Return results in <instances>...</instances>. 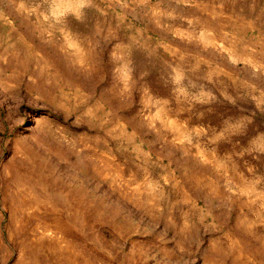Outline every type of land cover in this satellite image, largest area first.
Segmentation results:
<instances>
[{"label":"rangeland","instance_id":"obj_1","mask_svg":"<svg viewBox=\"0 0 264 264\" xmlns=\"http://www.w3.org/2000/svg\"><path fill=\"white\" fill-rule=\"evenodd\" d=\"M0 264H264V0H0Z\"/></svg>","mask_w":264,"mask_h":264},{"label":"bare ground","instance_id":"obj_2","mask_svg":"<svg viewBox=\"0 0 264 264\" xmlns=\"http://www.w3.org/2000/svg\"><path fill=\"white\" fill-rule=\"evenodd\" d=\"M82 55V54H81ZM179 128V127H178Z\"/></svg>","mask_w":264,"mask_h":264}]
</instances>
